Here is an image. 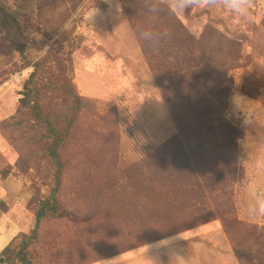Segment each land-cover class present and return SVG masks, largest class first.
I'll return each instance as SVG.
<instances>
[{
  "label": "rangeland",
  "instance_id": "1",
  "mask_svg": "<svg viewBox=\"0 0 264 264\" xmlns=\"http://www.w3.org/2000/svg\"><path fill=\"white\" fill-rule=\"evenodd\" d=\"M0 6L19 23L27 61L52 50L88 103L64 153L62 198L70 209L82 210L79 192L100 202L140 197L154 190L149 183L162 172L182 194L199 181L193 161L222 171L202 176L214 219L98 264H247L234 257V244L253 263L264 261V217L255 211L264 202V0H241L235 8L228 0H0ZM8 37L0 25V198L29 233L33 216L26 204L46 195L49 172L44 137L17 105L31 68ZM212 98L222 103L216 121L240 131L235 170L233 162L219 161L214 139H220L205 129L199 133L208 144L196 160L181 144L184 129L204 121L196 104ZM10 136L24 151L19 169ZM153 165L161 169L153 173ZM67 225L45 226L34 247L44 255L39 263L50 264L46 248L63 246ZM91 240L84 236L83 245Z\"/></svg>",
  "mask_w": 264,
  "mask_h": 264
},
{
  "label": "trees",
  "instance_id": "2",
  "mask_svg": "<svg viewBox=\"0 0 264 264\" xmlns=\"http://www.w3.org/2000/svg\"><path fill=\"white\" fill-rule=\"evenodd\" d=\"M0 25L7 30L10 48L26 67L31 68L19 91L17 105L26 110L28 118L44 137L42 156L49 172L46 195L38 199L32 197L26 204V208L32 211V228L29 233H19L4 247L0 253L3 264H41L40 257L44 255L42 252L40 256L38 252L35 254L34 247L40 243L44 228L50 221L67 223L70 227L62 247L46 248L49 263L91 264L183 233L217 216L205 200L204 193L209 190V183L202 176L212 171L217 178L222 171L193 161L196 160L197 152L208 144L204 139L206 136L199 132L205 129V134L220 139H214L215 146L221 150L219 161L226 166L233 162L230 167L235 170L236 140L240 138V131L227 121H216L215 113L222 103L214 98L196 104L194 110L201 113L204 121H195L187 126L191 132L185 128L181 133V144L186 157L193 161L199 180L191 189L179 194L162 172L149 183L154 186V190L149 188L140 197L112 196L100 202L101 199L89 201L79 192L82 195L79 200L82 210L66 206L62 198L68 176L64 153L70 144L71 131L78 114L88 107V103L76 93L66 67L52 54V50L34 62L27 61L25 36L16 17L2 6ZM185 104L187 107L190 105L188 100ZM13 137L10 136L9 140L12 148L19 153L20 158L15 164V168L19 169L20 160L25 158L24 151L20 149L22 144L19 138ZM27 162L33 165L30 158ZM153 166V173L161 169L158 165ZM0 210H6L1 201ZM89 235L92 240L84 246V236L87 238ZM251 237H256L255 229L251 231ZM239 247L238 244L233 245L234 257L241 262L255 264L253 257ZM89 253L92 257L85 261ZM256 264H264V261Z\"/></svg>",
  "mask_w": 264,
  "mask_h": 264
},
{
  "label": "crops",
  "instance_id": "3",
  "mask_svg": "<svg viewBox=\"0 0 264 264\" xmlns=\"http://www.w3.org/2000/svg\"><path fill=\"white\" fill-rule=\"evenodd\" d=\"M14 180H15V178H14ZM15 190H16L15 192H18L17 188ZM15 194H17V193H15ZM0 201L3 202L6 206L5 211L0 210V253H1V251L4 249V247L13 238H15L19 233H25V232H23L21 230L20 218L17 215V213L13 211L14 210L13 207L12 208L9 207V205H7L1 198H0ZM112 257H114V256H112ZM112 257H109V258H112ZM109 258H106V259H103L101 261L91 263V264H98L100 262L108 260ZM0 264H3V261L2 262L0 261Z\"/></svg>",
  "mask_w": 264,
  "mask_h": 264
},
{
  "label": "clouds",
  "instance_id": "4",
  "mask_svg": "<svg viewBox=\"0 0 264 264\" xmlns=\"http://www.w3.org/2000/svg\"><path fill=\"white\" fill-rule=\"evenodd\" d=\"M228 2H229L230 4H232L233 7L235 8V7H238V6H239V4L241 3V0H228ZM255 211H256V214H257V215L264 217V202H261V203L257 206V208H256Z\"/></svg>",
  "mask_w": 264,
  "mask_h": 264
},
{
  "label": "water",
  "instance_id": "5",
  "mask_svg": "<svg viewBox=\"0 0 264 264\" xmlns=\"http://www.w3.org/2000/svg\"><path fill=\"white\" fill-rule=\"evenodd\" d=\"M0 261L2 262V261H3V259L1 258V259H0Z\"/></svg>",
  "mask_w": 264,
  "mask_h": 264
}]
</instances>
